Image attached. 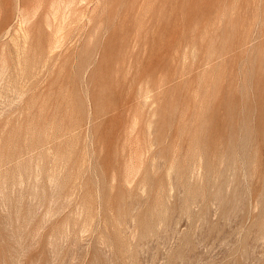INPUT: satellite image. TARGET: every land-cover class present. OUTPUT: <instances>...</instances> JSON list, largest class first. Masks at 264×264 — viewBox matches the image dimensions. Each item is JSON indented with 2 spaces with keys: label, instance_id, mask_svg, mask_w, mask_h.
<instances>
[{
  "label": "rangeland",
  "instance_id": "374dc122",
  "mask_svg": "<svg viewBox=\"0 0 264 264\" xmlns=\"http://www.w3.org/2000/svg\"><path fill=\"white\" fill-rule=\"evenodd\" d=\"M262 233L264 0H0V264H264Z\"/></svg>",
  "mask_w": 264,
  "mask_h": 264
},
{
  "label": "bare ground",
  "instance_id": "6f19581e",
  "mask_svg": "<svg viewBox=\"0 0 264 264\" xmlns=\"http://www.w3.org/2000/svg\"><path fill=\"white\" fill-rule=\"evenodd\" d=\"M71 3H72V2H71ZM68 5H69V4H68ZM89 5H90V4H89ZM70 6H71V5H70ZM72 6H73V5H72ZM65 7H66V6H65ZM76 8H77V7H76ZM87 8H88V7H87ZM87 8H86V9H87ZM67 9H68V8H67ZM63 11H64V10H63ZM63 11H62V12H63ZM65 12H66V11H65ZM65 12H64V13H65ZM56 13H57V12H56ZM84 18H85V17H84ZM68 19H69V18H68ZM66 21H67V20H66ZM66 21H65V22H66ZM21 22H22V21H21ZM25 22H26V21H25ZM25 22H24V23H25ZM19 24H20V22H19ZM27 24H28V23H27ZM23 26H24V25H23ZM16 31H17V30H16ZM16 31H15V32H16ZM18 31H21V30H18ZM15 32H14V33H15ZM15 35H16V34H15ZM18 35H19V34H18ZM18 35H17V36H18ZM17 36H16V37H17ZM23 39H24V38H23ZM23 39H22V40H23ZM25 39H26V38H25ZM19 40H20V38H19ZM19 40H18V42H19ZM15 41H16V40H15ZM13 42H14V41H13ZM16 42H17V41H16ZM23 43H24V41H23ZM15 45H16V44H15ZM16 46H18V45H16ZM22 46H23V45H22ZM25 46H27V45H25ZM25 46H24V47H25ZM19 48H20V47H19ZM18 67H19V66H18ZM19 69H20V68H19ZM20 70H21V69H20ZM20 73H21V72H20ZM19 89H20V88H19ZM22 90H23V89H22ZM5 93H6V92H5ZM12 93H13V91H12ZM3 97H4V96H3ZM262 231H263V229H262ZM262 231H260V232H262ZM262 234H263V233H262ZM263 235H264V234H263ZM259 236H260V235H259ZM261 236H262V235H261ZM260 238H261V237H260ZM262 238H264V236H263ZM262 241H263V239H262Z\"/></svg>",
  "mask_w": 264,
  "mask_h": 264
}]
</instances>
